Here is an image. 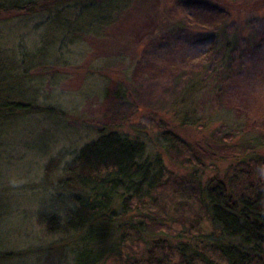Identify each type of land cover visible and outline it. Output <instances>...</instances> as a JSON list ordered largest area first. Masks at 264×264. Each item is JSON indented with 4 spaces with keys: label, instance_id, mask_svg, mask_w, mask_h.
Masks as SVG:
<instances>
[{
    "label": "rangeland",
    "instance_id": "obj_1",
    "mask_svg": "<svg viewBox=\"0 0 264 264\" xmlns=\"http://www.w3.org/2000/svg\"><path fill=\"white\" fill-rule=\"evenodd\" d=\"M231 21L227 31L253 34V49L242 52L232 75L221 68L213 73L224 81L204 105L239 121L247 138L264 135V0H78L31 14L0 13V96L30 106L29 112L0 116V264H71L79 235L50 234L38 219L43 210L49 213L48 199L61 188L76 152L100 133L117 131L143 141L161 156L166 177L195 174L204 185L230 174L238 160L214 148L231 138L230 122L223 129L218 122L206 129L172 123V131L199 155L197 167L166 155L155 125L172 119L168 104L182 85L177 78L186 80L218 60L209 41H197L193 31ZM173 23L186 31L169 33ZM118 87L123 96H115ZM204 105L198 113L207 110ZM173 181L154 209L153 234L143 237L147 245L128 241L123 252L133 249L144 258L154 242L171 254L179 242H188L180 238L179 215L198 221L192 234L209 231L195 188L177 189ZM104 264L121 263L109 258Z\"/></svg>",
    "mask_w": 264,
    "mask_h": 264
},
{
    "label": "trees",
    "instance_id": "obj_2",
    "mask_svg": "<svg viewBox=\"0 0 264 264\" xmlns=\"http://www.w3.org/2000/svg\"><path fill=\"white\" fill-rule=\"evenodd\" d=\"M76 1L0 0V13L31 14ZM230 23L233 22H225L211 31H193L197 41H209L210 53L218 60L213 68L207 69L205 65L186 80L177 78L182 85L168 104L172 119L169 124L158 122L155 128L158 130L156 142L166 155L181 165L197 167L195 160L200 159L199 155L172 131V123L176 122V128L181 129H206L218 122L223 129L230 122L233 134L226 142L228 145L214 148L224 153L225 158L237 159L238 163L224 179L209 178L200 185L195 174L175 179L166 177L161 156L147 150L138 138L117 131L100 133L76 152L73 164L65 170L67 175L61 188L48 199L49 213L43 210L38 219L50 234L79 235L71 249V264H104L109 258H117L121 264H264V182L259 178L262 172L264 175V160L259 155L264 154V135L247 138L240 130L239 121L221 108L212 110L204 105L206 97L214 100L222 88L220 82L224 81L218 75L213 77V73L221 68L225 75H232L242 52L253 49V34L243 30L230 33L227 31ZM167 29L169 33L186 31L178 23L169 24ZM115 96H123L119 87ZM200 104L207 107L202 114L196 110ZM29 109L30 106L0 96V116ZM214 129L212 134L216 133ZM200 173L202 177L203 171ZM170 180H174L172 183L175 182L177 189L188 184L195 188L209 231L192 234L190 227L194 228L198 221L179 215V235L188 242H179L170 249L171 254L154 242L150 243V248L145 247L144 258L137 256L138 252L133 249L129 254L123 252L128 241L147 245L143 237L153 234L150 231L157 219L154 209ZM63 188L70 191L60 193ZM177 207L183 206L177 204ZM133 211L136 215L130 217ZM127 217L133 222H120ZM168 218L174 221L176 216ZM124 227H128L135 238H131L132 234L128 235Z\"/></svg>",
    "mask_w": 264,
    "mask_h": 264
}]
</instances>
